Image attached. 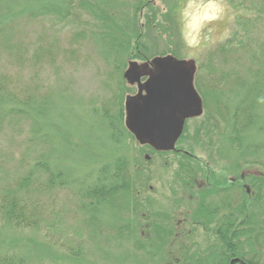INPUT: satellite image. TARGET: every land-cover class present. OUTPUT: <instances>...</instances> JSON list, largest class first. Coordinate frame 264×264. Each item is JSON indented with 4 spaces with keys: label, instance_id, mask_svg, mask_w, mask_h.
<instances>
[{
    "label": "rangeland",
    "instance_id": "374dc122",
    "mask_svg": "<svg viewBox=\"0 0 264 264\" xmlns=\"http://www.w3.org/2000/svg\"><path fill=\"white\" fill-rule=\"evenodd\" d=\"M41 1L43 2L37 5L34 0H14L7 6V9V3H4V7L0 10V40H3L5 35L6 37L10 36L5 25L18 24L15 39L19 41H14V50L21 47V43L27 46L28 42L34 41L35 38H31L33 35L32 29L23 27L21 23L27 20L31 23L33 29H37L36 20H29V15H31L32 10H37L40 5H47V0ZM101 1L104 3H109L110 1L116 3L113 6H116L115 11L116 9L117 11L115 16L119 15V21H124L126 18L130 19L132 15L134 16L136 6L138 5V0ZM102 2L101 6L102 4L104 5ZM149 2H151L152 7L150 8L147 4V8L144 7L145 9L140 17V23L145 26L142 34L144 35L143 41L147 46L145 55L148 61H153L157 57L162 59L172 57L174 60L185 63V68L191 70L194 73V77L197 66L199 64L202 66L206 65L210 52L216 49L231 32L232 14L228 1L149 0ZM84 4L82 0H79L77 4L82 13L80 20L94 22L95 19L92 13L91 16L87 17L88 8ZM10 8L15 12L17 10L22 11V15H18V11L16 12L17 14H10ZM102 8L106 9L108 6H102ZM146 15L150 17L149 21H147ZM48 19L45 16L43 22L47 27H50L51 21ZM148 23L149 27H147ZM73 28H68L66 31ZM25 51L26 49L23 52L16 53V59L11 56V53L7 55L3 51L0 52V83H2V88L8 90L13 96L12 99L5 101L6 106L2 108L6 116L3 117L4 121L0 122V184L3 183L1 186L7 188L12 183L13 173L16 170L19 168L27 169V166L33 167L35 159L31 162V166L30 162L23 163V154L19 152V149L25 146L26 148L33 147V144L30 143L31 139L36 145L40 146V155L36 159H41V157L47 158V154H50L52 165H56L70 175L65 187L82 189L83 186L86 187L89 184L87 178L95 181L96 178L94 176L97 174V170L96 172L93 171L95 175L87 173H90L93 168L99 169L103 164L110 163L117 157H120V154H123L121 153L122 150L119 144L109 135L105 120L97 113L98 111H94L95 107L99 108L102 106V102L107 101L106 99L111 100L115 97L113 88L108 89L101 83L102 79L105 78L103 74L112 70L110 69L111 66L105 64L104 60L99 59V61L101 60L99 64L102 66L100 69L94 70L92 66L85 65L56 70L51 74L50 84L49 81H47V85L43 83L42 92L33 95L34 86H29L33 76V70L29 68V60L32 53L30 50L29 52ZM132 61L138 64L142 73H145L146 77L143 80L150 77L149 73L153 72L150 69L153 67H149L146 62L140 59L130 60L128 65L126 64L124 76L129 74L131 70L130 62ZM217 63L220 67H217L215 70L212 80L209 79L211 76L202 74L205 79L206 89L208 87V90L205 89V92H209V85H217V93H220L219 99L223 107L232 110L240 103H243L244 109L250 107V104H252L256 97V91L252 90L249 82L245 80L250 81L251 78L243 80L245 81L243 85L231 88L230 84L232 82H222L223 79H219L224 67L221 66L220 62ZM210 67L213 69V65H210ZM226 69L229 70L230 65ZM39 70L41 69L39 68ZM123 81L125 82V80ZM125 84L130 89L125 93L126 98L134 97L138 92V85L136 83L132 85L129 81L128 84L127 82ZM52 87L55 91L48 97L50 104L47 105V92L53 90ZM88 97L91 100L90 105L85 104ZM199 98L203 111V98L200 96ZM93 103L95 104L93 105ZM68 104L70 105L71 119L64 118L62 115L64 114L63 107L68 108ZM71 107L72 109H70ZM39 108H42L44 112L36 111ZM18 114H29L30 118L20 121L19 118L13 116ZM201 115L203 116H188L187 118L181 116L187 125V134L193 136L196 133V127L204 118L202 112ZM54 116L56 119H54ZM32 117H34V120ZM76 118L78 119L77 124L74 121L69 122ZM212 118L213 121H209V129L211 131L209 136L212 134L215 137L217 145L209 144L207 146L206 141H204L205 139L201 140L200 138L193 141L188 140L182 144H178L177 142L178 148L176 147V150H157L147 137L144 138L145 140L141 138L145 141L144 143L137 135L134 136L137 142L140 141V144L130 141L131 150L129 153L123 155H125L124 158L133 161L132 164H136V160H144L143 167L151 169L152 172L151 177L153 178L151 179L150 189L146 190L144 187L140 188L138 185L140 191H137V188H135L137 199L128 198V205L125 204L127 199L122 196L123 194L117 197L116 203L112 202L113 205L104 202L98 204L100 207L91 210V212H94L91 214V217H97L98 224L93 236L89 234L85 227V224L87 225L88 223L89 214L85 211L79 214L78 219H80V222L79 220H75L71 224L82 225L80 228L82 229L81 236H83V241L78 246H83V249H85L83 256L86 258L67 261V259H64V257H68L65 254L66 248L47 243L40 228L11 229L4 226V220L1 217L0 256L9 255L23 258L26 264H119L107 259L106 253H104L109 243L108 240H110L108 235H110V232L115 231L114 226L119 223V219H122L121 223L125 224L126 220L137 223V229H135L134 223L131 224L133 228L129 229V231L131 230L130 237L125 234L127 240L120 241L121 245H128L127 248H123L128 249V253L130 254L128 264L131 263V259L133 261H142L145 264H157L160 254H162V249L164 247L175 248V242H178L181 232L183 233L188 228L192 230L196 228L195 231L198 232V239L200 241L199 246L202 245L207 255L209 254V248L220 251L218 249L220 245L219 238L215 234L217 226L224 221L220 213L226 212L228 210V207H225L226 204H230L232 198L238 197V194L236 195L235 192L238 191L237 185L240 186V184L235 183L232 185V181L238 176H245L247 173L250 175L248 181L252 183L256 182L253 179L254 177L259 178L260 176V179L263 180L262 186H251L250 182L248 185L253 202L258 207L255 209L258 215H253L248 210L250 219L255 222V227L261 228L264 226V202H261L264 200V179L262 178L264 177V172L256 166L237 168L233 164L234 162L229 161L233 158L236 159L237 151L230 149V143L225 142L228 141L226 140L227 138H222L223 133L221 132L220 122L215 116ZM83 119L88 121V126L86 124L84 125L85 127L79 126V124L83 123ZM244 119V115L240 113L238 121H244ZM47 122L52 124L56 130L53 127L52 130L50 128L48 130ZM58 124L59 129L57 131ZM92 126L96 128L94 129ZM62 127L61 131L60 128ZM90 129L91 131L89 132ZM88 132L90 133L89 136L87 135ZM256 135L248 140L252 141L254 138L259 140L264 139V133L257 135V137ZM221 139L224 140L223 143ZM195 141H199L200 144H195ZM139 147H141L143 153ZM192 147L200 161L190 159V162L185 163L184 167L180 166L182 155L178 154L179 148L187 150ZM223 149L225 150L223 151ZM140 152L141 154H139ZM145 154H148L147 160L149 161L147 162L144 159ZM250 158L253 159V157ZM215 160L218 162H215ZM187 165L190 170L185 172L184 168ZM40 176L44 180V173H41ZM209 180L213 183L227 181L226 187H229L228 193L226 195L220 193L214 194L209 190V195L205 200V207L208 211H204L209 215V224L205 223L207 227L200 228L192 223L193 226H189V223L198 215L191 209V206L194 205V196L206 189L204 187L209 183ZM68 192L65 194V198L71 199L73 197L81 205L83 199L80 197L81 194L79 195L77 189L75 190L76 193L69 190ZM175 192L177 194H173ZM188 198H190L188 202V207H190L188 211H185L184 209L186 208L183 206L187 205L186 200ZM173 199H177L179 202L175 201L176 205L173 204L175 202L169 203ZM238 205L239 202L233 207L236 211L239 210ZM259 207L261 208L259 209ZM215 208H218V211L212 212ZM153 209L157 213L153 214ZM170 209H172V213H170ZM221 209L224 211H221ZM143 211L146 212L144 213ZM149 213H151L150 219L145 217V214ZM158 214L163 217L162 220L154 218ZM113 218L115 219L112 222ZM155 225H158V230L162 231L160 234H154V230L151 227H155ZM208 227L209 232L205 234ZM94 228L95 226L91 227L93 231ZM193 234L196 236L195 232ZM140 238L143 240H140ZM110 241L112 242V239ZM135 241L139 244L143 243L144 249L136 251L132 248L131 244H135ZM190 241H195V239L191 238ZM78 242L75 240L73 243L76 244ZM259 242L256 240L255 243ZM246 245H248L249 249L251 247L255 249L251 244ZM246 245L244 246L246 247ZM199 249L195 250V258L200 254ZM149 252H156L157 255L150 257ZM255 252L256 250L252 252L250 250L248 256L251 257ZM261 255L262 257L259 259L264 262V249ZM59 257L64 259L65 262L61 261V258L58 259ZM162 258L160 259L164 260ZM236 259L239 261V258ZM126 261L124 260L123 263L126 264ZM165 263H168V261L163 262V264Z\"/></svg>",
    "mask_w": 264,
    "mask_h": 264
},
{
    "label": "trees",
    "instance_id": "16d2710c",
    "mask_svg": "<svg viewBox=\"0 0 264 264\" xmlns=\"http://www.w3.org/2000/svg\"><path fill=\"white\" fill-rule=\"evenodd\" d=\"M12 1L14 0H0V10L4 7V3H7V9V6ZM227 1L231 7L232 14L231 32L216 49L210 52L206 65H203L204 67L200 64L197 66L194 76L195 89L199 96L203 98V111L201 110V112L204 114V118L196 127V133L193 136L187 134V125L185 123L177 142L178 144H182L188 140L193 141L194 139L201 138V140L205 139L204 141H206L207 146L209 144L217 145L215 137L212 134L209 136L211 132L209 121H213L212 117L215 116L220 122L219 124H221V132L225 135H222V138H227L226 140L228 141L225 142L230 143V149L237 151L236 159L233 158L229 161L234 162L233 164L237 168L256 166L264 172V139L259 140L254 138L252 141L248 140L256 134L264 133V0ZM34 2L39 5L43 1L34 0ZM78 2L79 0H47V5L42 4L37 10H32L29 20H36L37 29H33L31 23L27 20H24L21 25L31 28L33 34L31 38L35 39L32 42H28L27 46L21 43L22 46L15 50L13 47L14 41H19L15 39L18 24L5 25L10 36L6 37L5 35L3 40H0V52L3 51L7 55L11 53V56L16 59V53L23 52L24 49H26L25 52L31 51L32 56L29 60V68L33 70V76L29 86H34L33 95L42 92L43 83L47 85V81H49L50 84L51 74L56 70L85 65L92 66L94 70L100 69L102 66L99 64L101 61L99 59L104 60L105 64L111 66L110 69L112 70L103 74L105 78L102 79L101 83L108 89L113 88L115 97L111 100L106 99L107 101L102 102V106L99 108L95 107L96 109L93 110L98 111L97 113L105 120L109 135L119 144L122 150L121 153L127 154L131 150L130 141L138 144H140V141H136L135 135L126 124L127 102L125 93L130 89L125 84V82L128 84V78L126 75L124 76L126 72L124 68L133 59L148 61L145 55L147 46L143 41L144 35L142 34L145 26L140 23V17L144 9L147 8V4L150 8L152 7L151 2L149 0L146 2L145 0H138L134 16L132 15L130 18L133 20L126 18L124 21H119V15L115 16L117 11V9L115 11L116 6H113V4L116 5L115 2L104 3L101 0H82L85 3L84 5H86L85 7L88 8L87 17L91 16L92 13L95 19L94 22L80 20L82 13L77 6ZM101 2L104 3L102 6H108L109 9H103ZM17 11L18 15H22V11ZM9 12L10 14H17L11 8ZM45 16L51 21L50 27H47L43 22ZM146 17L147 21H149L150 17L148 15ZM71 27L74 28L66 31ZM147 27H149V23ZM11 49L13 50L11 51ZM217 62H220L221 66L224 67L219 77V79H223L222 82H232L230 84L232 88L233 86L243 85L245 81H248L251 89L256 91V97L252 104H250V107L244 109L243 103H240L232 110L226 109L220 103V93H217V85H209V92H205L206 83L202 74L211 76L209 79L212 80L215 70L217 67H220ZM210 65H213V69ZM228 65H230L229 70L226 69ZM248 78H251L250 81L245 80ZM206 90H208V87ZM54 91L53 89L47 92V105L50 104L48 97ZM12 97L8 90L2 88V83H0L1 123L4 121L3 117L6 116L2 108L6 106L5 101L12 99ZM89 99L90 97H88L85 104L90 105L91 100ZM69 106L68 104V108L63 107L65 115H62L64 118H70ZM242 109L244 110L240 112ZM36 111L40 112L43 110L39 108ZM240 113L244 115V121H238ZM13 116L19 118L20 121L30 118L29 114ZM197 116L201 117L203 115L200 113ZM32 119L34 120V117ZM54 119H56L55 116ZM72 121L76 124L78 123L77 118L69 122ZM85 124L88 126V121L83 119V123L79 124V126L85 127ZM52 127L56 130L52 124L47 122V129L49 130L50 128L52 130ZM93 128L95 129L96 127L94 126ZM58 129L59 124L57 131ZM62 129L63 127L60 128L61 131ZM89 132L87 133L88 136L90 135ZM223 141L221 139L222 143ZM30 143L33 144L34 148H26L25 146L19 149V152L23 154V163L30 162L31 166V162L35 159L33 167L27 166V169L19 168L16 170L13 173L12 183L10 178L11 184L7 188L1 186L3 183L0 184V217L4 220V226L11 229L40 228L47 243L66 248L65 254L68 257H64V259H67V261L86 258L83 256L85 249H83V246H78L83 241V236H81L82 229L80 228L82 225L71 224L75 220H79L80 222L78 216L81 212L85 211L89 214L88 223L87 225L85 224V227L89 234L93 236L98 224L97 217H91V214L94 213L91 210L100 207L98 204L102 202L106 204L116 203L117 197L123 194L122 196L127 199L125 204L128 205V198L137 199L135 188H137V191H140L142 187L146 190L150 189L151 179L153 178L151 177V169L143 167L144 160L141 161L139 159L136 160V164H132L133 161L124 158L125 155L123 154H120V157H117L114 161L103 164L99 169L93 168L90 173H87L95 175L93 171L96 172L97 170V174L94 176L96 178L95 181L87 178L89 181L88 186H83L82 189L76 187L73 189L66 188L65 185H67L66 183L70 175L56 165H52L50 154H47V158L41 157V159H36L40 155V146L36 145L31 139ZM195 144L199 145L200 143L199 141H195ZM139 149L143 153L141 147ZM193 150V147L187 150L179 148L178 154L182 155L180 166L184 167L185 163L190 162V159L200 161ZM157 154L159 153L157 152ZM250 157H253V159ZM144 159L146 162L149 161L146 154L144 155ZM215 162L218 161L215 160ZM184 170L185 172L190 170L188 165ZM41 173L45 175L44 180L40 176ZM249 176V173H247L245 176H238L232 181V185L238 183L240 186L237 185L238 191L235 192L236 195L238 194V197L232 198V204H226L225 206L228 207V210L222 214L220 213L224 221L217 226L215 231L217 238H219L220 245L218 249L220 251L209 248V254L207 255L202 245L199 246L200 241L198 239V232L195 231L196 228L192 230L187 227L186 231L181 232L178 242H175V248L164 247L162 249L160 258L163 256L164 260L159 258L157 264H163L165 261H168L165 264H264L259 259L262 257L261 252L264 249V226L261 228L255 227V222L250 219L248 212L249 210L253 215L257 214L255 210L257 206H255L256 204H254L250 189L248 188L249 182L252 184L251 186H262L263 180L260 179V176L259 178L254 177L253 179L256 182L252 183L248 181ZM262 178L264 179V177ZM208 182L204 187L206 189L194 196V205L191 206V209L198 215L193 219L195 222L189 220L191 221L189 226L194 224L200 228L207 227L205 223L209 224V215L204 212L208 211L205 207V200L209 195V190L214 194L220 193L226 195L228 193L229 187H226L227 181L213 183L209 180ZM67 189L70 192H75L77 189L79 195L81 194L80 197L83 199L81 205L73 197L71 199L65 198V194L69 193ZM173 194H177V192ZM189 199L186 200L187 205L183 206L186 208L184 209L185 211L189 210ZM175 201L179 202L177 199H173L169 203ZM176 202L173 204L176 205ZM237 202H239L238 211L233 208L237 205ZM261 202H264V200ZM172 209H170V213H172ZM152 211L153 214L157 213L155 209ZM217 211L218 208L212 210V212ZM221 211L224 210L221 209ZM143 212L145 213L146 211ZM237 213L239 215L236 216ZM150 215L151 213L145 214V217L150 219ZM154 218L158 220L163 219L159 214L154 216ZM114 219H112V222ZM121 221L122 219H119V223L114 226L115 231L110 232V235H108L109 239H112V242L108 240L109 243L104 253H106L107 259L115 263L124 264L123 261L127 260L126 264H128L130 254L128 253V249H123L127 248L128 245H121L120 241L127 240L125 234L130 237L131 230L129 231V229L133 228L131 224L134 223L135 229H137V223L126 220L125 224L121 223ZM93 226H95L94 231L91 229ZM155 227H151L154 230V234H160L162 231L158 230V225H155ZM194 232L197 237L194 236ZM207 232H209V227L206 229L205 234ZM191 238H194L195 241H190ZM75 240L79 242L73 243ZM140 240L143 239L140 238ZM256 240L260 242L255 243ZM134 243L131 244V247L136 251L144 249L143 243L139 244L136 241ZM246 244H251L255 249L252 247L249 249ZM198 248H200V254L197 256L198 259H196L195 250ZM250 250L251 252L256 250L251 257L248 256ZM149 255L150 257H155L157 253L149 252ZM233 258H239V261L232 263ZM64 259L61 258V261L65 262ZM13 263L26 264V261L23 258L15 256H0V264ZM130 264L145 263L131 259Z\"/></svg>",
    "mask_w": 264,
    "mask_h": 264
},
{
    "label": "water",
    "instance_id": "95a60500",
    "mask_svg": "<svg viewBox=\"0 0 264 264\" xmlns=\"http://www.w3.org/2000/svg\"><path fill=\"white\" fill-rule=\"evenodd\" d=\"M151 63L158 72L143 85L139 66L131 62V82H138L146 95L140 96L142 104L129 108V123L138 134L149 137L157 148L170 150L182 129L183 119L177 114L200 112V98L192 86V71L185 68V63L172 57H157Z\"/></svg>",
    "mask_w": 264,
    "mask_h": 264
},
{
    "label": "flooded vegetation",
    "instance_id": "af4514ba",
    "mask_svg": "<svg viewBox=\"0 0 264 264\" xmlns=\"http://www.w3.org/2000/svg\"><path fill=\"white\" fill-rule=\"evenodd\" d=\"M138 92H139V89H138ZM235 262H237V260L236 258L235 259L233 258L232 263H235Z\"/></svg>",
    "mask_w": 264,
    "mask_h": 264
}]
</instances>
